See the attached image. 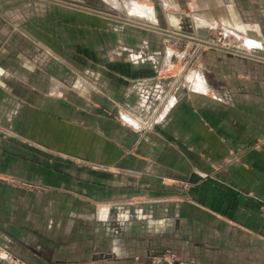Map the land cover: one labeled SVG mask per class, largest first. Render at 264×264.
<instances>
[{
  "label": "rangeland",
  "instance_id": "rangeland-1",
  "mask_svg": "<svg viewBox=\"0 0 264 264\" xmlns=\"http://www.w3.org/2000/svg\"><path fill=\"white\" fill-rule=\"evenodd\" d=\"M15 1L0 7V20L5 23V30L2 28L0 34V66L9 61L14 63V59L17 61L20 55H26L28 60L33 61L31 68L27 69L33 91L37 88L36 79L43 81L47 73L56 72L64 79L52 76L50 93L61 94L62 99L68 97L62 95L67 93H82L78 95L79 99L83 95L88 97L100 89L99 85L96 87L84 76L91 74L94 81L100 77L99 62L88 60L98 59L102 52L113 49V53H118L120 58H128L129 54L134 56L135 53L153 55L149 58L150 62L154 63L161 81L167 82L161 84L162 94L151 99L152 109L142 112L146 121L143 123L141 120V125L132 117H121L120 109H116L113 102L106 106L98 92L90 97L92 107L85 108L79 100L71 103L76 104L82 113L91 112L108 118L136 133L146 132L148 119L159 117L157 112L162 108L161 102L166 94L170 96V89L174 92L171 100L178 99L179 93L175 90L187 85V76L199 64L203 53L220 49L223 53L232 52L224 41L234 43L249 57L264 61L263 53L244 45L239 36L224 29L223 23L209 21L207 15L199 12L200 5H208L211 0H172L177 5H167L165 0ZM252 1L249 10L256 18L259 12L253 3L258 4L259 0ZM137 5L143 7L142 11L146 10L144 6L151 7L155 20L134 11L132 8L139 9ZM166 11L186 15L177 19L179 29L170 27ZM200 22L202 25H199ZM220 31L224 38L214 44L213 41L222 36ZM198 40L207 44L200 45ZM4 41L10 42V45ZM122 41L129 44L138 41L145 46H123ZM141 41H160L163 52L148 51V45ZM143 61L138 59L134 62ZM18 64L19 60L15 65ZM51 64H59L65 69H54ZM180 75L181 79L175 83ZM15 83L18 82L13 78L12 83L7 84L18 87ZM34 94L30 93L29 102ZM15 112L12 111V114ZM59 120L63 121L62 118ZM64 120L68 121L67 118ZM20 140L18 135H13L11 143L19 147ZM27 143L30 144L27 151L32 156L20 154L13 148L3 151L10 159L21 158L30 162L34 167L31 172L35 174L26 175L24 171L25 174L21 175L14 169L12 172L0 171V182L9 183L27 193L13 198L14 205L10 207L9 200H4L5 196L0 192V264H34L21 253L27 248L39 251V254L44 252L48 261L62 260L59 264H235L234 261L247 264L250 258L239 255L234 259L228 256L227 250L246 247L257 259V252L263 250L258 243L234 238L233 233L223 225L220 227L208 221L197 225L196 209L186 203L189 200L184 193L189 186L186 181L172 182V193L169 190L168 194H164L166 190L162 187V194L149 196L144 192V195L131 196L123 201L120 197L109 195H115L112 186L96 184L92 180L94 183H90L77 176L86 167L105 171L94 164L97 162H94L95 159L78 156L79 153H72L63 147L43 145L45 149L36 141ZM72 150L84 151L74 147ZM51 172L71 177L73 182L66 179L63 183H53L48 178ZM80 182L86 183L87 187L81 186ZM106 194L108 198H105ZM165 201L182 205L163 207ZM178 208L184 211H178ZM261 211L264 214V205Z\"/></svg>",
  "mask_w": 264,
  "mask_h": 264
},
{
  "label": "crops",
  "instance_id": "crops-1",
  "mask_svg": "<svg viewBox=\"0 0 264 264\" xmlns=\"http://www.w3.org/2000/svg\"><path fill=\"white\" fill-rule=\"evenodd\" d=\"M252 2L211 0L208 5H200L199 12L207 15L209 21L223 23V27L239 36L244 45L264 54V0L253 3L259 12L256 18L249 10ZM165 3L177 5L172 0H165ZM6 6L0 4L2 8ZM144 8L145 11H142L143 7L132 9L154 21L151 7ZM2 28L5 30V23L0 20V34ZM141 42L148 45V51L163 52L160 41ZM202 42L200 40L199 44ZM122 43L123 46L137 48L145 46L138 41ZM7 44L10 45V42ZM113 51L106 50L98 59L88 60L99 62L100 77L94 81L91 74L84 76L96 87L99 85L101 90L98 88L81 99L78 95L82 93L62 94L68 96L66 99H62L61 94L50 93L51 77L55 75L64 79L56 72L47 73L43 81L36 79L37 88L33 91V82L27 76V69L31 68L33 61L28 60L26 55L19 54L21 58H17V66L16 59L14 63L9 61L0 66V171L12 172L14 169L21 175L25 174L24 171L26 175L35 174L31 172L34 167L30 162L21 158L10 159L3 151L13 148L20 154L32 156L27 151L30 148L27 141H36L45 149L63 147L72 153H79L78 156L95 159L94 162H97L94 164L105 171L86 167L77 176L90 183L112 186L115 195H109L120 197L123 201L131 196L144 195V192L149 196L162 194L163 188L166 190L164 194H168L173 189L172 182L186 181L189 184L184 191L189 199L186 203L195 207L197 225L204 221L220 227L223 225L233 233L234 238L262 245L263 250L257 252L258 259L253 258V253L246 247L227 252L234 259L239 255L250 258L247 264H263L264 61L236 51L223 53V49L203 53L199 64L187 76V85L175 90L179 93L178 99L171 100L174 92L170 89V96L166 94L161 102L162 112H157L159 117L148 119L146 132L136 133L108 118L91 112L82 113L76 104H71L79 100L85 108L92 107L90 97L98 92L106 106L113 102L114 107L120 109L121 117H132L139 125L141 120L143 123L146 121L142 112L152 109L151 99L162 94L161 84L167 81L162 82V77L157 75L154 63L149 60L153 55L135 53L139 56L129 54L128 58H120ZM138 59L144 61L135 63ZM59 66L51 64L54 69H65ZM16 68L20 70L15 71ZM181 76L175 79V83ZM13 78L18 87L7 84L12 83ZM13 92L18 95H13ZM30 93H35L31 102ZM119 94L121 97H117ZM12 111L16 112L12 114ZM66 118L68 121L64 120ZM13 135L21 139L19 147L11 143ZM73 147L84 151H74ZM48 178L53 183H63L66 179L73 182L71 177L58 172H51ZM80 183L86 186V183ZM171 190L169 193H172ZM0 192L5 196L4 200H9L10 207L14 205L13 198L24 193L27 195L3 182H0ZM109 195L106 194L105 198ZM174 204L165 201L163 207ZM185 212L188 214V211ZM27 249L21 253L34 264H59L62 261L52 258L54 262H50L44 258V252L39 254V251Z\"/></svg>",
  "mask_w": 264,
  "mask_h": 264
},
{
  "label": "bare ground",
  "instance_id": "bare-ground-1",
  "mask_svg": "<svg viewBox=\"0 0 264 264\" xmlns=\"http://www.w3.org/2000/svg\"><path fill=\"white\" fill-rule=\"evenodd\" d=\"M15 2H16L15 0H0V4L1 5L15 3ZM166 14H168L167 15V19H168V23L171 24L170 27L172 29H175V30H177V29L180 28V24L178 23L177 19H181L182 18V15L186 16L185 14H182V13H173L171 11H166ZM224 23H225V21H224ZM226 24L228 25L227 22H226ZM224 27L226 29V26H224ZM206 44H207V42H205V43L202 42L200 45H206Z\"/></svg>",
  "mask_w": 264,
  "mask_h": 264
},
{
  "label": "built area",
  "instance_id": "built-area-1",
  "mask_svg": "<svg viewBox=\"0 0 264 264\" xmlns=\"http://www.w3.org/2000/svg\"><path fill=\"white\" fill-rule=\"evenodd\" d=\"M220 35H222L221 37H217V40L216 41H213L214 42V44H215V42L218 44V42H220L221 40H222V37L224 38V35L222 34V32L220 31ZM225 43H224V45H226V46H230L229 47V50L230 51H232V52H240V54H245V55H247L246 53H243V50H240V49H238V48H236L235 47V45H234V43H230L229 41H224ZM216 44V45H217ZM231 48H233V49H231ZM248 56V55H247ZM9 258H11V256H9Z\"/></svg>",
  "mask_w": 264,
  "mask_h": 264
},
{
  "label": "water",
  "instance_id": "water-1",
  "mask_svg": "<svg viewBox=\"0 0 264 264\" xmlns=\"http://www.w3.org/2000/svg\"><path fill=\"white\" fill-rule=\"evenodd\" d=\"M168 15V14H167ZM182 16H184V15H182ZM169 25H171V24H169Z\"/></svg>",
  "mask_w": 264,
  "mask_h": 264
},
{
  "label": "flooded vegetation",
  "instance_id": "flooded-vegetation-1",
  "mask_svg": "<svg viewBox=\"0 0 264 264\" xmlns=\"http://www.w3.org/2000/svg\"><path fill=\"white\" fill-rule=\"evenodd\" d=\"M8 253V252H7ZM15 263V262H14Z\"/></svg>",
  "mask_w": 264,
  "mask_h": 264
}]
</instances>
